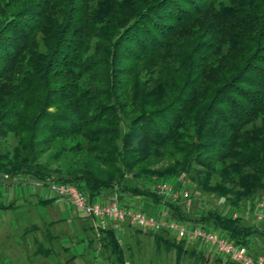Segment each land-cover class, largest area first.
<instances>
[{
    "label": "trees",
    "instance_id": "obj_1",
    "mask_svg": "<svg viewBox=\"0 0 264 264\" xmlns=\"http://www.w3.org/2000/svg\"><path fill=\"white\" fill-rule=\"evenodd\" d=\"M0 139L15 142H0V184L26 176L91 203L148 199L253 247L264 229L234 214L254 216L264 189V0H0ZM181 173L234 213L190 218L143 186ZM113 227L95 239L126 264ZM158 239L208 261L204 247Z\"/></svg>",
    "mask_w": 264,
    "mask_h": 264
},
{
    "label": "rangeland",
    "instance_id": "obj_2",
    "mask_svg": "<svg viewBox=\"0 0 264 264\" xmlns=\"http://www.w3.org/2000/svg\"><path fill=\"white\" fill-rule=\"evenodd\" d=\"M0 142L5 150L12 151L15 146V142L10 139H0ZM62 145L56 144V151L61 149ZM216 178L218 177L211 180V186L221 181L220 178ZM159 182V179L156 178L146 179L143 186L155 192ZM165 182L172 184V188L176 192L182 193L180 195L177 193L174 200H167L164 196L157 195L164 201L176 204L190 218H199L212 209L224 213L233 212L228 207L227 201L216 194L202 191L196 179L185 173H181L176 179ZM33 183L37 182L29 177L21 176L7 184H0V264H37L40 262L38 259H42L35 257L34 254L37 250L35 244L37 241L45 248L51 249L50 260H54L57 264H66V261L73 259L80 264H117L115 258L111 259L106 250L98 244L94 230H84L86 224L92 225L89 219H83L82 223L79 222L76 216L80 215V211L68 205L63 198L56 196L48 187L43 188ZM17 184H27L25 187L31 193L29 198L24 199L23 195L16 194L17 190L21 188ZM226 186L229 188L228 185ZM263 198L264 189L261 188L257 191L254 201L256 212H254V216L250 207L245 212L238 211L235 214L237 217L242 216L246 224H253L259 210L258 204ZM45 199H53V201L49 204L41 203ZM133 202L136 203V200ZM144 202L153 205L150 212H146L144 209L146 215L173 220L172 211L169 209L160 210L162 207H159L157 211V205L151 200L147 199ZM10 203L13 204V208L2 207ZM92 222L94 223L93 220ZM83 223L85 224L83 225ZM256 226L264 229L263 223ZM33 227L35 230L32 231ZM119 227L120 230L116 228L118 230L117 237L124 250L126 264H228L227 262H230L225 259L219 263V258L215 250L212 249L204 251V256L208 258L206 262H202L197 256L179 255L176 248L158 239V236L161 235L165 239L172 240L173 237H176L173 233L168 235L161 231H138L137 227L130 226L128 223ZM111 228H114L113 225H109L108 229ZM90 240H94L91 248L88 247ZM184 248L196 249L197 252H200L196 244L187 243ZM50 264L53 263L50 262Z\"/></svg>",
    "mask_w": 264,
    "mask_h": 264
},
{
    "label": "built area",
    "instance_id": "obj_3",
    "mask_svg": "<svg viewBox=\"0 0 264 264\" xmlns=\"http://www.w3.org/2000/svg\"><path fill=\"white\" fill-rule=\"evenodd\" d=\"M172 186V184L165 181L159 182L155 192L164 196L167 200H174L182 192H176ZM48 188L56 196L63 198L68 205L92 218L97 231L105 230L109 225L119 227L128 223V225L137 227L140 230L173 233L176 238L187 243L215 250L216 255L234 264H264V248L256 251L254 246L251 248L238 247L214 230L161 217H150L137 208L121 206L117 200L91 203L74 186L53 184ZM258 206L259 212L254 222L256 224L263 223L264 227V198ZM236 217L237 214H234V218Z\"/></svg>",
    "mask_w": 264,
    "mask_h": 264
},
{
    "label": "crops",
    "instance_id": "obj_4",
    "mask_svg": "<svg viewBox=\"0 0 264 264\" xmlns=\"http://www.w3.org/2000/svg\"><path fill=\"white\" fill-rule=\"evenodd\" d=\"M33 184H37V185H39V186H41L43 188L46 187V186H43L42 184H38V183H33ZM25 185H27V184H25ZM25 185L17 184V186H19L21 188L19 190H17L16 194L17 195L19 194V196L23 195V198L24 199H27V198H29V196L31 195V193H30V191L27 190V188L25 187ZM48 200H51V201H48ZM52 201H53V199H45V200L41 201V203L49 204ZM134 204H136L137 208L143 209V210L145 209L147 212L152 211V208H153V205L152 204L146 203L144 201L142 202V200H140V199H137L136 200V203L134 202ZM163 208L164 207H162L160 210H163ZM158 210H159V207H157V211ZM76 219H78V221L81 222V223L83 222L82 221L83 219H86V220L89 219L91 221L92 225L86 224L87 226L84 227V230H88V229L91 230V227L95 228V226H94V224L92 222V219L89 218V217H87L83 213L82 214L80 213L79 216H76ZM84 224L85 223H83V225ZM116 228H118L120 230V227H116ZM94 232L97 233L99 231H97L96 228H95L94 229ZM253 241H254V248L256 249V251H260L262 248H264V236H255L254 239H253ZM34 254H35V252H34ZM49 254H48V256H44V255L43 256H41V255H36L35 256L34 255L37 258H42V259H38V260H40V262H38L37 264H50V262H52L53 264H57L54 260H52V259H51L52 261L50 260V255ZM47 259H49V260H47ZM66 264H80V263H76V260L73 259L72 261H66Z\"/></svg>",
    "mask_w": 264,
    "mask_h": 264
}]
</instances>
